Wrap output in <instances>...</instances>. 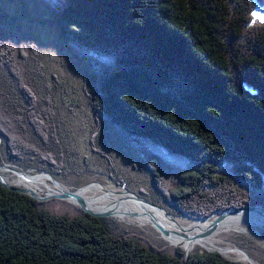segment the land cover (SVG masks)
I'll return each instance as SVG.
<instances>
[{
	"label": "trees",
	"instance_id": "16d2710c",
	"mask_svg": "<svg viewBox=\"0 0 264 264\" xmlns=\"http://www.w3.org/2000/svg\"><path fill=\"white\" fill-rule=\"evenodd\" d=\"M50 1L63 47L86 53L100 77L89 96L97 124L108 120L145 160L163 201L194 220L264 207V24L248 27L264 0ZM45 74L31 27L0 9V148L10 163L0 167L56 178L79 164ZM99 134L92 150L112 163ZM162 157L185 164L168 189ZM45 205L0 184V264H238Z\"/></svg>",
	"mask_w": 264,
	"mask_h": 264
},
{
	"label": "rangeland",
	"instance_id": "374dc122",
	"mask_svg": "<svg viewBox=\"0 0 264 264\" xmlns=\"http://www.w3.org/2000/svg\"><path fill=\"white\" fill-rule=\"evenodd\" d=\"M263 8L264 5H257L258 10ZM0 9L14 18L15 22H18L19 25L31 27L32 35L40 47L45 66L46 82L52 87L54 96L56 97L58 105L57 119L64 124L61 129L64 134L63 143L66 144V148L69 146L70 150L73 151V154L70 156L79 164L78 168L67 166V173L56 177L57 183L60 182L67 190L83 192L86 191L87 187L92 185L111 189L119 188L121 190L125 187L127 190L141 197L151 199L160 206L168 207V210L174 213L172 217L176 222H183L185 225H188L197 221H206L205 219L194 220L190 217L179 216L178 212L174 211L175 209L173 210L170 205L163 201L162 194H159L156 185L153 183L151 169L121 133L104 118H101V125L97 124L96 117L89 104V96L96 91V80L99 81L100 77L97 72L92 70L86 53L78 52L73 46L63 47V33L60 27L54 23L55 11L53 3L50 0H0ZM97 128L100 133L97 138V147L111 158L112 163L92 150L91 139ZM152 153L157 154V150H152ZM152 153L149 152V156ZM0 155V159L7 164L6 154L1 148ZM162 159L164 175L162 176L163 179L160 185L168 189V187L176 182L175 174L185 164L171 157H162ZM8 167L16 168V165L11 164ZM18 167L16 169L20 172H22L21 170L24 172L30 171H26L23 166L19 167L21 170ZM5 172L10 173L8 176L5 174V176L12 182L16 181V177H21L10 170H0V174L3 177L2 173ZM46 173L51 174L43 170H33L29 173H24V175L33 178L39 175H46ZM46 177L50 183L56 185L49 176L46 175ZM120 182L121 184L118 185ZM11 185L14 186L13 184ZM38 197L45 198L47 195ZM41 202H46V205L49 204V207L55 213L75 215L79 212L76 209L79 206L73 201L57 199ZM94 210L105 211L95 208ZM127 213L138 214L133 213L131 210L127 211ZM109 218L115 217L111 216ZM124 218L128 220L118 221L122 228L145 234L149 242L156 243L160 247L164 246L162 244H166L172 249H185L181 245L171 244L154 226L139 225L132 220L134 217ZM214 219L216 217L207 220H211L212 222ZM214 241L222 248H236L242 252L244 251L258 264H264V228L246 226L239 229L234 228L231 232L224 231L217 235V237L215 236ZM199 249L203 250L199 246L194 250ZM225 258L238 262V264H247V261H243L235 254H230L229 258Z\"/></svg>",
	"mask_w": 264,
	"mask_h": 264
},
{
	"label": "bare ground",
	"instance_id": "6f19581e",
	"mask_svg": "<svg viewBox=\"0 0 264 264\" xmlns=\"http://www.w3.org/2000/svg\"><path fill=\"white\" fill-rule=\"evenodd\" d=\"M17 176L16 181L12 182L7 176L10 173H2L5 177L7 182H10L14 186L19 188H23L26 190H30L35 192L38 196H52L58 195L67 190V188L61 183H53L49 182V179L46 175H39L33 178H29L26 175H20L17 172L13 171L11 168L9 169ZM5 174L7 176H5ZM33 174V173H31ZM23 178V179H22ZM29 178V179H26ZM12 179V178H11ZM43 188V189H42ZM113 188V187H112ZM69 192H74L78 196L84 199L87 207L90 210L96 211L95 209L105 210L108 212L113 211V215L115 219L120 221H126L124 217H130L127 211H132L134 219L136 223L139 225H151L153 224L147 218V214L151 213L155 215L157 221L167 230L170 232V236L167 235L164 238L169 241L173 245H181L183 246L186 251L189 253L198 246L209 250V251H216L219 250L221 254L227 258H229L230 254H235L239 256L243 261H247V264H258L254 259H252L248 254L244 251L237 250L236 248H222L214 241V237L224 231L231 232L234 228L240 227H256V228H264V214L259 212L258 210L255 211H242L238 213H230L225 217V220L219 225L217 231L210 232L203 236L200 240L194 241L196 235L204 232L211 224V220L206 221H197L194 223H189L185 225L183 222H177V224H173L167 219L163 213L157 212L150 207L141 204L140 202L132 199L125 189H117V188H103L99 185H92L86 188V191H71L68 189ZM73 201V200H71ZM74 202V201H73ZM263 207V206H261ZM125 211V212H124ZM98 212V211H97ZM102 212V211H100ZM245 213V214H243ZM222 229V230H221ZM186 236L187 239L182 238L181 236ZM192 236V237H191Z\"/></svg>",
	"mask_w": 264,
	"mask_h": 264
},
{
	"label": "water",
	"instance_id": "95a60500",
	"mask_svg": "<svg viewBox=\"0 0 264 264\" xmlns=\"http://www.w3.org/2000/svg\"><path fill=\"white\" fill-rule=\"evenodd\" d=\"M262 13H264V8L260 10ZM259 24L263 25L260 21H257ZM9 165H4L0 167V170L5 169V170H9L11 167H8ZM13 171L17 172L20 175H24V173L18 171L16 168H11ZM47 176H49L54 183H57V179L51 175L46 173ZM0 184L8 189H16L19 192L26 194L28 196H30L33 199L39 200V201H47V200H64V201H71L73 200L74 203L76 205H78L84 212L89 213L93 216L96 217H104V218H108L111 217L113 214V211L108 212V211H93L90 210L89 208H87V205L84 201L83 198H81L80 196H78L76 193L74 192H69V191H64L58 195H52V196H47L45 198H41L38 197V195L33 192V191H29L26 189H21V188H17L12 186L10 183L6 182L4 180V177L0 174ZM127 191V194L130 195V197H132V199L140 202L141 204H144L147 207H150L151 209L157 211V212H161L164 214V216L170 220V222H172L173 224H177L176 220L167 212V210L162 209L161 207H159L158 205H156L155 203L141 197L138 194H135L133 192H130L129 190H127L126 188H124ZM258 210L259 212L264 214V208L261 206H247V207H242V208H229L226 209L224 211H222L219 216L216 217V219H214V221L212 220L210 226L202 233L196 235L194 238H192L194 241H198L200 240L203 236H205L206 234L213 232V231H217V228L219 227V225L225 220V217L230 214V213H238V212H242V211H255ZM130 217H133L134 215H129ZM147 218L149 219V221L151 222V224H153V226L159 230V232L165 237L167 235H171L169 230L165 229L155 218V215L148 213L147 214ZM184 239H187L186 236H181ZM208 252H214V251H209ZM219 252V251H218ZM221 254V252H219Z\"/></svg>",
	"mask_w": 264,
	"mask_h": 264
},
{
	"label": "clouds",
	"instance_id": "9594fccd",
	"mask_svg": "<svg viewBox=\"0 0 264 264\" xmlns=\"http://www.w3.org/2000/svg\"><path fill=\"white\" fill-rule=\"evenodd\" d=\"M251 17H252V20L250 24L248 25V27L251 28L253 25L256 24L257 21H260L262 24H264V13H262L260 10L253 9L251 12Z\"/></svg>",
	"mask_w": 264,
	"mask_h": 264
}]
</instances>
